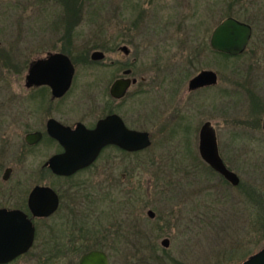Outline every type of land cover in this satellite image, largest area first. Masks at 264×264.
<instances>
[{
	"label": "rangeland",
	"instance_id": "rangeland-1",
	"mask_svg": "<svg viewBox=\"0 0 264 264\" xmlns=\"http://www.w3.org/2000/svg\"><path fill=\"white\" fill-rule=\"evenodd\" d=\"M225 1L223 7L221 0H209L211 30L226 15L248 20L254 36L247 51L228 60V66L222 64L225 59L211 54L191 68L185 60L192 44L166 42L147 31L136 35L129 45L130 58H137L133 75L146 80L117 107L128 112L132 128L150 131L152 144L140 152L108 149L93 167L66 182L43 168L59 153L55 144L45 138L30 149L24 141L34 123L24 86L27 64L59 42L61 31L47 21L55 22L61 7L54 1L0 0V207H25L23 200L36 184H51L61 191L73 185L72 193L81 185L83 197L90 196L73 202L66 191L60 214L36 222L41 242L37 238L31 252L10 264H77L78 254L45 261L44 249L50 228H57L63 237L62 230L81 224L86 231L108 229V240L99 234L97 238L111 264H239L264 246V210L249 202L251 189L264 192V0H249L243 9L236 0ZM103 16L113 18L107 11ZM85 19L96 20L90 14ZM122 41L123 29L112 23L111 27L85 23L81 44L88 61L81 62L78 88H71L66 100L79 97L80 104L75 113L67 112L66 120L80 119L92 126L108 104L118 105L109 88L120 73L111 62L125 60L117 50ZM95 46L107 48L105 61H91ZM15 62L24 64L20 72L15 71ZM204 68L217 70L226 82L222 79L214 88L190 92L189 80ZM159 69L167 73L155 71ZM172 69L175 74H169ZM206 121L216 128L220 153L241 179L240 185H230L228 194L219 175L195 166L202 160L199 132ZM8 167L13 172L4 180ZM96 198L95 207L90 200ZM165 238L170 239L168 247L162 245Z\"/></svg>",
	"mask_w": 264,
	"mask_h": 264
},
{
	"label": "flooded vegetation",
	"instance_id": "flooded-vegetation-1",
	"mask_svg": "<svg viewBox=\"0 0 264 264\" xmlns=\"http://www.w3.org/2000/svg\"><path fill=\"white\" fill-rule=\"evenodd\" d=\"M41 2H52L54 1L55 4H58L61 8V13L62 15L57 18L55 22H48L50 27L54 29L55 31L59 30L61 31L60 35L61 37L59 38V42L55 45L53 50H48L45 53H40L37 56H35L33 59H31L28 64H27V71L26 74L24 75V86L26 89V95L28 102L30 104L29 112L30 115L33 116V129H29L28 132L24 136V141L26 143V146L30 149L35 148L36 145L40 144L43 139L47 138L50 140L53 144L56 145L57 152H65V147L60 143V141L54 137H52L49 133V121L51 119H54L58 121L61 124H64L66 126L71 127L72 129H75L78 125V123L84 124L89 130L95 129L99 123L100 120L107 118L108 116L111 115H118L120 118L123 120L124 124L126 125L127 128L130 129H135L132 128L129 124V121L126 119L128 112H121L122 110H119L117 106L121 105V102L125 101L129 96V92L133 87H135L137 84L140 82H144L146 80V76H134L133 72L134 69L133 67L135 66V62L137 58L131 59L130 57L133 54L132 48L129 46L130 43L133 42V39L136 38V35L141 34V33H146L149 32V34H152L153 36H160L163 40L168 42L170 41H178L181 42L184 46L189 44H192L189 49V55L186 57V66L187 67H195L197 61H201L202 58H206V55L212 56L215 55L216 57H221L225 59V62L222 63L223 65L225 64L228 66V60H232L235 58H238L242 56L243 53H245L253 39L254 36V26L252 23H250L248 20L241 19L237 14L233 15H226L225 18H223L220 22H218L214 28L211 30L210 26V10H211V4L209 0H203V4L199 5L197 4L196 0H37ZM223 7L226 6V1L221 0ZM249 0H236L235 4L240 7V9L244 7V4L246 5ZM201 7H203L204 11H207V14L202 12ZM180 10V12L178 11ZM104 11H107V13H112L113 18L112 19H104L105 17L103 15ZM93 15L94 18L96 19L88 21L85 18L87 15ZM122 15V18L120 17V20L115 19L116 15ZM102 17V19H101ZM233 17L240 21L241 23H246L251 26L252 28V36L251 39L245 49L244 52L237 54V55H232L217 49H214L212 46V34L214 29L225 19ZM53 23V24H50ZM85 23L90 24V23H101L104 24L105 26H110L111 23L114 25L115 28L123 29V44H120L118 46L117 50L118 52H121L125 58V60H119V61H113L111 62V65H118L119 67V75L116 79L118 78H138V81L135 84H132L129 89L127 90L126 94L121 97L117 98L111 93V86L109 88V94L113 98L114 103L118 105H107L105 108V112L101 117H99L96 121V123L92 126L90 124H87L85 121H82L80 119L74 120V121H68L66 119H69L66 117L67 112L75 113L76 108L80 104V99L79 97H75V99H71L73 101L67 103V99L69 97L68 94L69 92L71 93L72 90L78 88V71L80 69V64L84 60H87V56L85 57V54L83 53V47L81 44V38L83 36V27ZM52 25L54 27H52ZM49 27V28H50ZM50 28V30H51ZM176 29L174 32V35L171 33ZM180 34V38H176L175 35ZM181 35H184V38L181 37ZM127 43V44H126ZM2 46V40L0 39V47ZM107 49V48H106ZM105 48L101 46H95L93 51L90 53V59L92 62L96 61H105L107 57V51ZM95 51H101L104 54L103 58L100 59H94L93 58V53ZM51 53H62L64 55H67L69 57V60L74 67V73H73V79L70 88L63 94L62 96H55L53 94V89L51 88L50 85L43 84V85H32V86H27V74L29 71V68L31 65L37 61L38 59H44L48 57ZM204 54V56H203ZM228 55L231 56V59L228 58ZM181 57L183 55H180ZM208 57V56H207ZM90 62V61H89ZM118 62V64H116ZM23 63L20 62H15V71H21V68L23 67ZM156 67H160L159 64H155ZM161 68V67H160ZM184 70V69H183ZM204 70H213L217 73L218 76V81L214 85H205V86H200L198 88L194 89H189V84L190 81L195 78L199 73H201ZM158 72L165 71V69H159L155 70ZM167 73V70L165 71ZM165 72L163 74H165ZM169 74H175L174 69L169 70ZM115 79V80H116ZM223 79V78H222ZM221 79V74L212 68H204L197 72L188 82V90L190 92H196L199 90H205V89H210L214 88L219 83L222 81ZM114 80V81H115ZM224 80V79H223ZM226 82V80H224ZM71 88H73L71 90ZM40 90V91H39ZM67 97V98H66ZM66 98V99H65ZM40 100V101H39ZM113 102V101H112ZM67 103V104H66ZM125 104V102H124ZM66 105V106H65ZM207 122V121H206ZM205 123V122H204ZM203 123V124H204ZM262 123V129L264 131V116L261 120ZM212 124V123H211ZM187 128H189V125H186ZM203 126V125H202ZM201 126V128H202ZM213 126V124H212ZM214 127V126H213ZM200 128V130H201ZM215 128V127H214ZM190 129V128H189ZM188 129V130H189ZM140 130V129H136ZM216 130V128H215ZM141 131H148V130H141ZM36 132H41L43 135L41 139L36 142V143H29L27 141V135L30 133H36ZM150 133V131H148ZM217 133V131H216ZM199 137H200V132H199ZM218 137V136H217ZM150 138L152 140V136L150 133ZM115 150L118 152H132L123 149L119 145L116 144H109L104 146L101 149V153L97 157V159L89 166H86L82 169H79L75 173L71 175H58L55 174L52 169L49 166L43 165V168H47L50 173L53 175L62 178L66 180V182H70L74 176L78 175L79 173L85 171L86 169L93 167L94 164L99 160L101 157L102 152H105L107 150ZM143 151V150H141ZM140 152V151H136ZM57 154V153H56ZM222 156V155H221ZM223 158V156H222ZM202 159V158H201ZM203 160V159H202ZM224 162L226 163L225 159L223 158ZM204 161V160H203ZM205 162V161H204ZM207 165H209L207 162H205ZM228 166V164L226 163ZM210 166V165H209ZM211 167V166H210ZM229 167V166H228ZM12 172H13V167ZM212 168V167H211ZM230 168V167H229ZM213 169V168H212ZM217 172V171H216ZM12 174V173H11ZM11 176V175H10ZM10 178V177H9ZM8 180V179H7ZM37 185H46L52 187L58 194L59 196V206L56 209L55 212L50 214L49 216L45 217H37L34 216L33 213L30 210L29 207V196L31 191L34 189L35 186ZM73 188V185L71 186L70 189L60 190V188H56L51 184H36L34 185L29 194L28 197L23 200V205L25 207L19 208V207H0V208H8V209H20L27 213V215L30 217V219L33 221L35 227H36V236H35V241L33 243V246L26 252L21 255H19L17 258L14 260L4 263V264H10L13 261L17 260L21 256H24L28 254L29 252L32 251V249L37 245V238L41 242V228L36 225L37 220H50L58 216L60 214V211L63 207L64 204V199H65V193L67 191V195H69L68 198L73 200V202L77 201L80 198H85L89 199L90 196L86 195L83 197L84 194L80 193L79 190H82L81 185L79 188H76L75 192L72 193L70 192L71 189ZM130 194V191H129ZM100 195V194H99ZM90 203L93 204L95 207L97 206V198L91 199ZM69 206V204H68ZM103 209L102 211H104ZM92 213L86 214V217L89 218ZM80 228V227H79ZM50 231L52 232V235H49L48 241H47V248L46 251L44 249V253H46V257L49 259L47 261H51L53 258H68L74 253V248L66 247L64 243H67L69 240L66 237L65 233L67 230H62V234L64 235L63 237L58 235L59 230L57 228H50ZM38 233L40 234V237L38 236ZM38 236V237H37ZM42 245V244H39ZM60 249L63 254H56V250ZM92 249H99V248H91L87 250L86 252L92 250ZM104 250V249H101ZM54 253H53V252ZM105 251V250H104ZM86 252H81L79 260L81 256L86 253ZM107 252V251H106ZM108 254V252H107ZM109 256V254H108ZM110 260V257H109ZM1 264V263H0ZM111 264V263H110Z\"/></svg>",
	"mask_w": 264,
	"mask_h": 264
},
{
	"label": "water",
	"instance_id": "water-1",
	"mask_svg": "<svg viewBox=\"0 0 264 264\" xmlns=\"http://www.w3.org/2000/svg\"><path fill=\"white\" fill-rule=\"evenodd\" d=\"M252 36V28L233 17L221 22L213 31L212 46L214 49L237 55L245 51ZM94 59L104 57L103 52L95 51ZM74 67L69 57L62 53H51L44 59H38L29 68L27 86L50 85L55 96H62L70 88ZM138 78H118L111 86V93L117 98L123 97L129 87ZM218 81L217 73L204 70L190 81L189 89L205 85H214ZM264 126V124H263ZM49 133L65 147V152L54 154L44 164L55 174L71 175L91 165L101 153V149L109 144H116L128 151L147 149L151 144L150 133L127 128L118 115H111L99 121L95 129L89 130L84 124L78 123L75 129L51 119ZM41 132L30 133L27 141L38 142ZM199 152L202 159L215 171L221 174L233 186L239 185V175L224 162L218 145L215 128L210 121L203 124L200 130ZM12 168H6L3 179H9ZM59 206V196L50 186L37 185L29 196V207L34 216H49ZM154 216L153 211H149ZM36 227L30 217L20 209L0 208V263H8L19 255L26 253L35 241ZM170 239L162 241L164 247L169 246ZM79 264H110L106 251L92 249L84 253ZM240 264H264V246L250 255Z\"/></svg>",
	"mask_w": 264,
	"mask_h": 264
},
{
	"label": "trees",
	"instance_id": "trees-1",
	"mask_svg": "<svg viewBox=\"0 0 264 264\" xmlns=\"http://www.w3.org/2000/svg\"><path fill=\"white\" fill-rule=\"evenodd\" d=\"M228 58L231 59V56L228 55ZM202 165L205 166V168H203V170L205 171L206 174L213 175V176H215V175H219L220 176L223 184L228 186V187L225 188V192H226V194H228L229 193L228 191L230 189L229 187H231L230 186L231 185L230 182L227 181L222 175L217 173L214 169H212L209 165H207L203 160H199V162L195 166L199 168V166L201 167ZM201 175L202 174H199V177ZM205 178L211 180L210 179L211 177H209L207 175L205 176ZM240 184H241V182H240ZM249 197L251 198V201L249 200V202H251V203L255 202L254 204L257 203L258 205L260 204L261 208L264 210V192L262 190H259V191L257 190L255 192V190L251 189L249 191ZM207 206H208V208H210L211 211L213 210V206L212 205L207 204ZM84 225H87V223L84 222ZM108 232L109 231H108L107 228H105L104 230L103 229H97V231H95V232L93 231V229L88 228V231H86L82 227V224H81L80 228L72 227V228L69 229V231H67V234H65V235H66V237L68 238L69 241L67 243H64V244H65L66 247H69V250H70V248H74L75 249L74 250L75 254H80L81 252H86L87 250H89L91 248L103 249L102 241L98 240L97 236L99 234L101 239L108 240L109 237H110V234ZM116 233H115V235H116ZM38 236L40 237L39 233H38ZM113 237H111V239ZM116 238H118V237H116ZM116 238H114V239H116ZM56 251H57L56 254H61V253L63 254L64 253L60 249H57ZM44 255L43 256L45 258V261L49 260L46 257V253H44Z\"/></svg>",
	"mask_w": 264,
	"mask_h": 264
}]
</instances>
